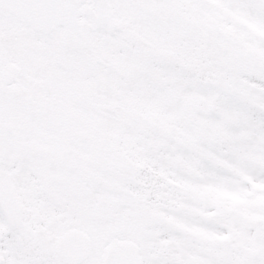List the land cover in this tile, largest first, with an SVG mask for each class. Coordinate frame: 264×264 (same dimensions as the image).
Here are the masks:
<instances>
[{"label":"snow or ice","instance_id":"6c2138e0","mask_svg":"<svg viewBox=\"0 0 264 264\" xmlns=\"http://www.w3.org/2000/svg\"><path fill=\"white\" fill-rule=\"evenodd\" d=\"M0 264H264V0H0Z\"/></svg>","mask_w":264,"mask_h":264}]
</instances>
